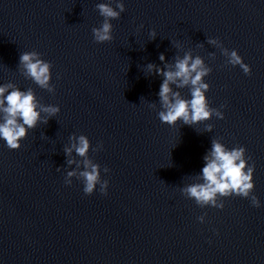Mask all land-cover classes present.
<instances>
[{
    "label": "water",
    "instance_id": "1",
    "mask_svg": "<svg viewBox=\"0 0 264 264\" xmlns=\"http://www.w3.org/2000/svg\"><path fill=\"white\" fill-rule=\"evenodd\" d=\"M100 2L0 0V83L31 87L42 103L60 106L20 148L0 141V264H264V0H124L113 39L97 43ZM207 37L237 49L251 73L226 64ZM170 41L211 67L206 96L223 105V119L160 122L161 77L144 66H162L161 52L171 59ZM31 50L51 62L54 93L18 68L20 52ZM72 133L92 148L103 143L89 156L109 181L107 195H85L76 177L65 184ZM212 138L245 146L261 207L230 196L222 209L201 208L181 194L197 180Z\"/></svg>",
    "mask_w": 264,
    "mask_h": 264
},
{
    "label": "clouds",
    "instance_id": "2",
    "mask_svg": "<svg viewBox=\"0 0 264 264\" xmlns=\"http://www.w3.org/2000/svg\"><path fill=\"white\" fill-rule=\"evenodd\" d=\"M95 7L103 20L99 26L91 29L93 40L97 43L111 41L113 39L111 20L118 19L124 12V0L111 2L102 0ZM149 35L154 39L155 30H150ZM170 42L177 49L171 59L166 60L165 54L161 52L158 59L162 66L151 62L144 66L150 75L161 77L156 93L159 104L156 114L160 122L169 126H175L177 122L193 126L208 121L213 116L223 119L224 113L221 111L223 105L220 108L212 107L206 96L210 85L204 78L212 71L211 67L201 55H194L191 49L183 50L181 55L180 43ZM207 43L220 49L221 54L226 57V64L238 65L245 75L251 73V66L244 62L237 49L224 47L215 37H207ZM17 66L22 69L26 79L32 80L41 89L54 93V86L50 83L51 62L43 59L40 52L36 50L20 52ZM185 88L187 95L181 91ZM148 107L155 109L156 102H149ZM59 112V105L42 103L31 87L22 89L11 81L0 83V141H3L10 150L20 148L21 141L30 129L39 123L47 124L48 120ZM212 128L211 123H204V131L211 132ZM90 148L92 151L102 150L103 143L98 142L95 148H92L85 134L69 135L68 143L63 146L64 182L70 185L71 178L76 177L82 182V191L85 195H91L96 190L102 195H107L109 181L102 179L100 164L89 156ZM202 161V167L196 173L197 180L180 187L183 196L194 200L201 208L207 206L222 209L223 198L230 196L248 198L252 206L261 207L260 199L253 193L255 163H250L251 157L246 156L245 146L236 144L228 147L220 138H212ZM56 170L60 171L61 167H57ZM103 172L107 174L110 169L105 166ZM205 216L206 213L197 216L196 219L204 223Z\"/></svg>",
    "mask_w": 264,
    "mask_h": 264
}]
</instances>
